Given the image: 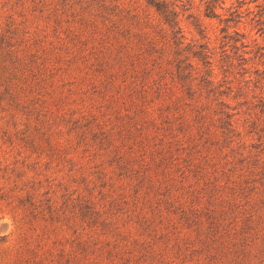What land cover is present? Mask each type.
I'll return each mask as SVG.
<instances>
[{"label":"rangeland","instance_id":"1","mask_svg":"<svg viewBox=\"0 0 264 264\" xmlns=\"http://www.w3.org/2000/svg\"><path fill=\"white\" fill-rule=\"evenodd\" d=\"M167 1L0 0V264H264V0Z\"/></svg>","mask_w":264,"mask_h":264},{"label":"trees","instance_id":"2","mask_svg":"<svg viewBox=\"0 0 264 264\" xmlns=\"http://www.w3.org/2000/svg\"><path fill=\"white\" fill-rule=\"evenodd\" d=\"M216 1V0H214ZM148 3L153 6L161 15L163 16V19L167 25H169L172 28V35L173 38H177L179 33L181 32L180 28V22L178 19V12L175 10V7L170 4L167 0H148ZM214 3L212 1L208 2L206 5V14L208 16H214L215 15V9H214ZM237 11H233L231 15L236 13ZM233 17H228L226 18V21L233 20ZM236 33H239L236 31ZM201 50L195 51L193 54L196 56L200 61H202V64L207 66V65H212V62L210 61L209 55L206 53L204 45H200ZM243 59V58H242ZM182 61L178 62V68L180 69L181 66L179 63ZM189 67H191L190 64H187ZM182 69V68H181ZM207 71V70H206Z\"/></svg>","mask_w":264,"mask_h":264}]
</instances>
